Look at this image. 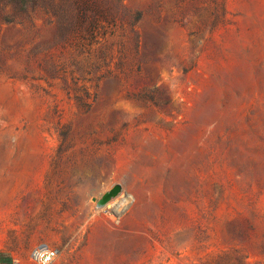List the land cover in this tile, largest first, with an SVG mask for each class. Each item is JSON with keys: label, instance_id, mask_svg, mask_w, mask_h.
<instances>
[{"label": "rangeland", "instance_id": "374dc122", "mask_svg": "<svg viewBox=\"0 0 264 264\" xmlns=\"http://www.w3.org/2000/svg\"><path fill=\"white\" fill-rule=\"evenodd\" d=\"M123 2L90 54L0 27V264H264V0Z\"/></svg>", "mask_w": 264, "mask_h": 264}, {"label": "trees", "instance_id": "16d2710c", "mask_svg": "<svg viewBox=\"0 0 264 264\" xmlns=\"http://www.w3.org/2000/svg\"><path fill=\"white\" fill-rule=\"evenodd\" d=\"M40 8L55 27L56 44L84 54L115 35L125 43L139 18L123 0H0V27L10 22L34 24ZM86 97V90L75 95L80 106L88 107Z\"/></svg>", "mask_w": 264, "mask_h": 264}, {"label": "built area", "instance_id": "2783aa9c", "mask_svg": "<svg viewBox=\"0 0 264 264\" xmlns=\"http://www.w3.org/2000/svg\"><path fill=\"white\" fill-rule=\"evenodd\" d=\"M58 249L48 243H39L32 250V259L40 264H47L57 255Z\"/></svg>", "mask_w": 264, "mask_h": 264}, {"label": "water", "instance_id": "95a60500", "mask_svg": "<svg viewBox=\"0 0 264 264\" xmlns=\"http://www.w3.org/2000/svg\"><path fill=\"white\" fill-rule=\"evenodd\" d=\"M120 189L121 185L119 183L113 184L109 189L105 190L96 200V205H104L112 196H115L120 191Z\"/></svg>", "mask_w": 264, "mask_h": 264}]
</instances>
